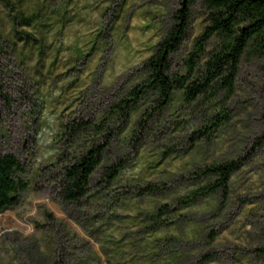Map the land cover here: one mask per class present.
Here are the masks:
<instances>
[{
    "label": "rangeland",
    "instance_id": "1",
    "mask_svg": "<svg viewBox=\"0 0 264 264\" xmlns=\"http://www.w3.org/2000/svg\"><path fill=\"white\" fill-rule=\"evenodd\" d=\"M181 2L0 0V153L16 157L24 183L0 212V264H264V60L244 57L230 94L186 103L176 90L160 108L148 92L117 107ZM190 12L171 75L186 73L207 24L202 0ZM99 144L86 195L66 201L64 166ZM230 161L225 188L190 197Z\"/></svg>",
    "mask_w": 264,
    "mask_h": 264
},
{
    "label": "trees",
    "instance_id": "2",
    "mask_svg": "<svg viewBox=\"0 0 264 264\" xmlns=\"http://www.w3.org/2000/svg\"><path fill=\"white\" fill-rule=\"evenodd\" d=\"M193 1L182 0L171 16L169 28L141 66L143 81L129 91L122 105H117L120 110L127 111L133 102L148 92L157 96L156 104L160 108H165L171 102L176 90L182 91L186 103L195 101L207 90L214 92L220 87L230 94L241 60L244 57L264 60V0H202L207 24L195 39L185 60L186 73L171 75L170 56L179 48L188 29ZM26 36L31 37L30 34ZM212 37L216 38L217 43L206 53L205 45ZM202 58L205 60L200 78L190 80L197 62ZM227 118L225 112L215 115L210 121L212 129L218 128ZM104 150V144L92 146L64 166L62 195L66 201H78L86 195L91 175L98 167ZM122 167L123 163L110 167L106 172L107 178L113 180ZM236 167L233 161L211 165L207 170L216 177L215 182L193 191L190 197L197 198L211 194L217 188H225ZM23 188L16 157L11 153H0V212L17 203ZM261 252L264 261V248Z\"/></svg>",
    "mask_w": 264,
    "mask_h": 264
}]
</instances>
